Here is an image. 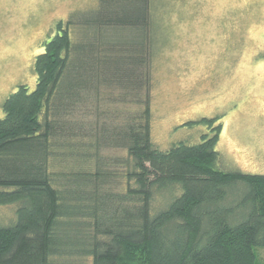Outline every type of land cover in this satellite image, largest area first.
Listing matches in <instances>:
<instances>
[{"label": "trees", "instance_id": "trees-1", "mask_svg": "<svg viewBox=\"0 0 264 264\" xmlns=\"http://www.w3.org/2000/svg\"><path fill=\"white\" fill-rule=\"evenodd\" d=\"M115 1L59 21L35 56L36 87L21 84L1 106L0 205L15 211L0 223V264H264V174L218 166L219 117L187 123L209 127L198 143L155 145L153 8L107 7ZM81 101L142 108L84 149L85 124L63 119ZM102 143L127 152L124 191L107 187L116 173L101 169ZM94 157L95 170L79 166Z\"/></svg>", "mask_w": 264, "mask_h": 264}, {"label": "rangeland", "instance_id": "rangeland-1", "mask_svg": "<svg viewBox=\"0 0 264 264\" xmlns=\"http://www.w3.org/2000/svg\"><path fill=\"white\" fill-rule=\"evenodd\" d=\"M150 1L155 36L149 72L155 145L166 150L179 141L198 143L209 127L187 123L219 117L223 129L216 147L218 166L264 174V0ZM121 2L125 1L107 7H131ZM99 6L100 0H0V113L4 100L21 84L31 91L36 87L35 56L56 34L57 23L74 11L82 15ZM84 102L63 117L64 121L80 119L87 127L79 135L84 149L87 143L97 142L105 124L142 108L133 103ZM111 112L118 116L114 119ZM105 142L111 143L109 138ZM106 143L95 154L104 161V172L116 173L107 187L115 193L124 191L127 152ZM64 164L58 166L69 170L65 167L69 163ZM82 164L95 170L97 158ZM162 200H155L156 207ZM12 206L0 205V223L12 221ZM258 253L264 260V249Z\"/></svg>", "mask_w": 264, "mask_h": 264}]
</instances>
